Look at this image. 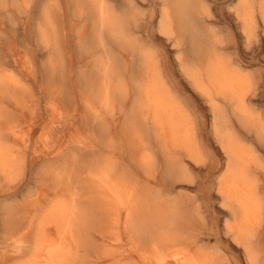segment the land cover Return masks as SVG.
<instances>
[{
  "label": "bare ground",
  "instance_id": "obj_1",
  "mask_svg": "<svg viewBox=\"0 0 264 264\" xmlns=\"http://www.w3.org/2000/svg\"><path fill=\"white\" fill-rule=\"evenodd\" d=\"M0 1L3 5L4 0ZM164 1L160 28L181 43H189L188 58L192 68L186 72L199 89L208 93L213 106L215 134L226 157L224 170L217 181L218 196L223 204L220 208L223 227L219 216L209 226V210L206 207H211V204L207 199L201 201L200 198L207 194L210 196L211 191L206 192L203 185H199L201 196L191 200L167 198L176 190V182L183 180L187 172L183 164L185 158H177L171 144L178 138L187 137V134L181 122L175 120V113L168 108L170 106L163 101L165 98L161 95L160 82L156 77L159 72L155 57L147 51L148 48L146 50L139 44L136 36L133 37L131 27L135 21L137 23L136 13L132 9L120 12L118 5H111L109 0H76L78 14H84L90 6L93 15V44L98 59L94 77L86 79L90 90L86 97L94 100L97 105L94 108L96 119L104 123L98 129L100 133L107 134L108 123L102 116H115L118 107L124 109L133 101L126 117L131 124L141 126L137 132L143 141L144 151L138 164L146 186L140 189L136 183L128 187L115 184L117 166L112 159L98 155L96 149L87 153L97 160L94 162L96 166L92 158L85 160L87 155L75 152L73 157L79 169L65 171L60 167L65 159L64 153L58 154L56 163L42 165L38 173L45 174L49 169L54 171L51 183L59 187V191L68 187L71 200L28 201L22 214L16 218L7 217L5 233L0 235V264H94L95 233L99 225L103 226L97 212L102 201H97L95 195L92 197L96 183L126 202V230L137 247L144 250L142 255L147 264H229L222 262L217 253L206 250L209 242L217 239L222 230L242 247L249 264H264V239L260 224L264 204L259 196L264 164H259L263 158L258 157L260 160L257 161L255 155L256 151L264 149V121L252 117L246 109L244 86L248 82L247 77L234 70L229 61L215 55V32L207 30L205 24L219 22V19L213 16L205 1ZM237 4L235 12L243 25V33L252 40L257 35L259 11L264 22V0H240ZM18 82L13 76L0 73V88L15 103L22 102L21 93L25 91V87ZM210 87H215L217 91L210 93ZM217 95H222L219 100H224L225 104L235 105L239 126L229 118L226 105L217 102ZM12 121L14 123L0 126L2 172L6 169L5 164L10 166L19 146L16 128L23 120L16 117ZM94 131L97 132L96 127ZM243 140L254 141L255 147L248 148ZM82 173H85L84 176ZM169 182L172 186L167 188ZM153 183L159 186L152 187ZM105 213L102 217L104 223ZM55 231L59 233L56 239L53 238ZM105 236L109 234L105 232Z\"/></svg>",
  "mask_w": 264,
  "mask_h": 264
},
{
  "label": "rangeland",
  "instance_id": "obj_2",
  "mask_svg": "<svg viewBox=\"0 0 264 264\" xmlns=\"http://www.w3.org/2000/svg\"><path fill=\"white\" fill-rule=\"evenodd\" d=\"M5 1L3 5L0 1V73L18 79L25 91L21 93L22 102L15 103L0 88V126L7 122L14 123L12 119L15 120L16 117L23 120L16 128L19 146L15 149L14 158L9 167L5 164L4 172L0 171V235L5 233L6 218H16L22 214V209L28 201L71 200L68 187L59 191V187L51 183L54 171L49 169L45 174L38 173L42 165L56 163L58 154L64 153L65 162L63 161L60 167L65 171L79 169L80 166L73 157L75 152L87 155L85 160L92 158L93 163L97 161L87 154L91 149H96L98 155L112 159L117 166L115 184L128 187L136 183L140 189L146 186L138 164L144 151L143 141L137 132L141 126L131 124L126 117V111L131 109L133 101L131 100L124 109L118 107L117 116H102L106 117L105 122L108 123V131L105 134L100 133L98 129L99 125L104 123L96 119L94 108L97 105L93 99L86 97L90 94L86 79L94 77L98 59L93 44V15L90 6L80 15L77 12L76 0ZM204 1L213 16L219 19L216 24H205L207 30L215 32V55L223 61H229L234 70L241 71L240 74L247 77L246 82L250 81L244 86L246 109L252 117L264 121V22L260 11L257 13V35L249 40L244 35L243 25L235 12L240 0ZM109 2L116 7L118 5L120 12L122 9V12L132 9L136 13L137 23L135 21L131 27L133 37L136 36L139 44L146 50L148 48L147 51L155 57L159 72L156 77L160 82L161 95L165 98L163 101L170 106L168 108L175 113V120L181 122L180 125L187 134V137L185 135L178 138L171 144L176 151L175 156L185 158L183 164L187 172L183 180L176 182V190L167 198L191 200L201 196L199 185H203L206 192L211 191L210 196L207 194L206 197L200 198L201 201L207 199L211 204V207H206L209 210V226L211 227L219 216V223L223 227L224 219L220 210L223 204L218 196L217 181L224 170L226 157L215 134L210 96L199 89L186 72L192 68L188 58L189 43H181L176 37L161 30V11L166 3L164 0ZM215 91V87L209 88L210 93ZM217 96V102L226 105L229 118L237 124L239 114L235 111V105H227L224 100H219L222 95ZM243 143L248 148L255 147L254 141L243 140ZM255 155L257 161L260 160L258 157L264 159V149L256 151ZM263 159L258 163L264 164ZM84 174L82 173V176ZM262 177L259 196L264 204V176ZM171 184L172 182L167 183L166 187H171ZM151 186L157 188L159 185L153 183ZM93 187L92 197L95 195L97 201H102L97 212L99 221L103 223L95 233L94 264H147L142 255L144 250L137 247L126 230V202L107 191L100 183L94 184ZM4 209H8L9 213ZM262 216L260 224L264 239V205ZM105 232L109 236L104 237ZM53 233V238L59 237V233ZM208 247L206 250L217 253L224 263L249 264L242 247L223 230L217 239L213 238L209 242Z\"/></svg>",
  "mask_w": 264,
  "mask_h": 264
}]
</instances>
